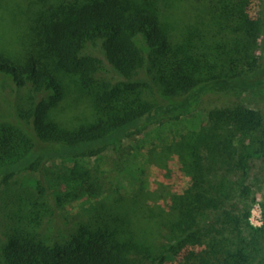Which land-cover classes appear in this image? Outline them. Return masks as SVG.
Here are the masks:
<instances>
[{
    "label": "trees",
    "instance_id": "1",
    "mask_svg": "<svg viewBox=\"0 0 264 264\" xmlns=\"http://www.w3.org/2000/svg\"><path fill=\"white\" fill-rule=\"evenodd\" d=\"M162 1L3 0L23 19L28 47L0 51V85L10 79L26 92L17 119L0 121V185L43 171L45 160L69 164L48 174L46 186L31 179L34 190L13 192L0 264H166L189 244L205 249L183 264H264V224L254 227L250 210L235 206L251 191L250 160L264 156V113L249 105L264 103V0L261 10L252 0H193L201 6L189 26L167 17ZM73 90L89 100L95 119L69 128L51 112ZM214 93L233 102L193 126ZM176 122L188 129L166 147L191 185L173 195L172 211L146 213L136 200L119 203L117 192L98 200L103 187L84 159ZM86 197L97 200L82 202L83 218L70 227L64 208ZM59 219L64 226L45 227Z\"/></svg>",
    "mask_w": 264,
    "mask_h": 264
},
{
    "label": "rangeland",
    "instance_id": "2",
    "mask_svg": "<svg viewBox=\"0 0 264 264\" xmlns=\"http://www.w3.org/2000/svg\"><path fill=\"white\" fill-rule=\"evenodd\" d=\"M160 4L165 15H168L167 17L176 16L182 26H189L194 22L197 14L199 15L197 7L201 6L193 0H163ZM250 7L261 10L263 8L262 0H252ZM23 22V19L20 22L8 10L3 0H0V51L17 55L25 53L28 42L23 36ZM260 49V39H258L257 55L260 54ZM101 77L106 79L105 75H101ZM67 83L72 85L70 81ZM80 94L81 92L78 90L67 93L58 108L52 110V117L69 128H74L87 121H93L95 115L89 100L80 97ZM24 95L26 92L18 90L10 79L1 83L0 121L17 119L21 109L26 107L22 108L21 106ZM232 102V96L227 94L214 93L205 96L196 111L198 119L192 125L200 127V123L206 118L202 115L208 110L227 106ZM249 105L264 113V103L252 102ZM187 129L182 122L155 125L144 132L125 139L119 151L110 148L99 156L85 158L84 161L88 164L92 180L99 182L103 187L104 194L98 200H112V195L117 192L119 203L136 200L146 213L152 209L155 211L160 209L167 212L172 211L173 195L181 194L187 190L191 185V180L183 170L178 155L170 151L166 145L172 142L175 134L182 130L187 131ZM251 139V137L243 138L240 143L247 146ZM67 164H69L67 160H45L43 171H24L14 176L10 180L9 186L0 185V229L4 223L3 220L12 214L13 209L17 207L14 203L13 192H21L23 188L34 190L30 186L31 179L42 180L43 185L46 186L48 183L47 175L55 176V172L64 170ZM232 178L240 180L243 178V174L236 173L232 175ZM246 181V184L251 186V191L244 199L236 201L235 206L241 214L250 210V223L254 227H261L264 224V156L250 160V170ZM96 200L92 197H86L82 201L74 202L64 208V215H67V219L71 222L70 227L83 218L79 215L82 212V202H87L86 207H90ZM49 201L52 202L51 197ZM54 225L64 226V221L59 219L45 223V227ZM204 249V246L189 244L166 264H183L189 252H195L200 256ZM142 264L159 263L158 261L144 260Z\"/></svg>",
    "mask_w": 264,
    "mask_h": 264
}]
</instances>
